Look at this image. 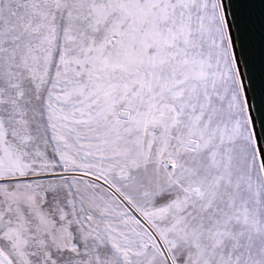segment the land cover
<instances>
[{
  "label": "snow or ice",
  "instance_id": "obj_1",
  "mask_svg": "<svg viewBox=\"0 0 264 264\" xmlns=\"http://www.w3.org/2000/svg\"><path fill=\"white\" fill-rule=\"evenodd\" d=\"M0 264H264V3L0 0Z\"/></svg>",
  "mask_w": 264,
  "mask_h": 264
},
{
  "label": "water",
  "instance_id": "obj_2",
  "mask_svg": "<svg viewBox=\"0 0 264 264\" xmlns=\"http://www.w3.org/2000/svg\"><path fill=\"white\" fill-rule=\"evenodd\" d=\"M257 2H258V0H257ZM260 2H261V3H264V0H260Z\"/></svg>",
  "mask_w": 264,
  "mask_h": 264
}]
</instances>
